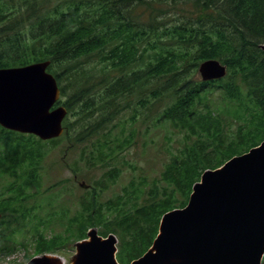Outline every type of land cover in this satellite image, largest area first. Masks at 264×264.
Masks as SVG:
<instances>
[{"label": "trees", "instance_id": "16d2710c", "mask_svg": "<svg viewBox=\"0 0 264 264\" xmlns=\"http://www.w3.org/2000/svg\"><path fill=\"white\" fill-rule=\"evenodd\" d=\"M262 42L264 0H0V68L50 60L48 70L61 87L69 116L65 134L51 141L68 138L71 147L89 143V166L115 164L87 189L90 197L82 198L65 238L82 239L89 227L102 224V234H119V257L128 263L152 245L162 215L188 203L204 170L259 144L264 139ZM209 58L227 64L224 78L197 76L199 64ZM219 93L240 102L229 112L245 120L229 140L213 97ZM154 112L158 121L186 131L180 154L170 158L146 197L139 198L133 180L117 199L101 204L105 183L120 175L116 155L133 143L126 124L114 134L118 118L132 113V121L147 124ZM28 136L4 142L0 136V170L13 177L0 210L22 212L24 220L35 217L25 194L38 178L21 160L43 156L41 144L35 146L43 141ZM10 151L27 157L16 159ZM4 193L5 188L0 197ZM41 223L39 218L34 226ZM51 239L46 249L63 240Z\"/></svg>", "mask_w": 264, "mask_h": 264}, {"label": "water", "instance_id": "95a60500", "mask_svg": "<svg viewBox=\"0 0 264 264\" xmlns=\"http://www.w3.org/2000/svg\"><path fill=\"white\" fill-rule=\"evenodd\" d=\"M264 49V42L260 45ZM50 60L0 68V124L43 139L60 136L68 113ZM204 80L222 78L227 65L211 58L199 66ZM260 145V146H259ZM222 166L207 169L185 207L166 212L150 249L130 264H261L264 255V140ZM1 217V213H0ZM117 236L97 228L76 243L72 264H121ZM26 264H64L55 254Z\"/></svg>", "mask_w": 264, "mask_h": 264}, {"label": "rangeland", "instance_id": "374dc122", "mask_svg": "<svg viewBox=\"0 0 264 264\" xmlns=\"http://www.w3.org/2000/svg\"><path fill=\"white\" fill-rule=\"evenodd\" d=\"M197 76L201 79L199 73ZM213 97L219 102L221 118L225 129H227L223 136L229 140L240 128V125L245 124L244 118L240 120L229 112L231 107L237 108L240 102L229 101L220 93L219 96ZM131 115L132 113L129 117L127 114L119 117V125L114 129L115 135L121 134L119 129L122 124H126L127 128H124V132L128 134L133 132V143L116 155V165L120 175L115 183H105L107 187L102 193L101 204L108 200L117 199L124 193V188L128 187L133 180L138 184L139 198L146 197L154 185L161 181V174L170 158L180 154V148L188 140L185 130L169 121H158L156 112L153 113L151 119L149 118L147 124L142 123L139 119L132 121ZM133 122L134 124H132ZM77 130L78 128H75L73 133H76ZM8 131L10 130L0 127V136L3 142L6 138L12 140L24 138L25 140L29 137ZM34 139L38 140V137L34 136ZM40 144L41 146L38 148L45 151V155L35 162L21 160L23 169L25 168L38 178L37 182L28 184L26 187L28 195L25 194L26 204L29 205L30 212L35 214V217L24 220L22 212H5V220L0 223V264H25L42 252L61 255L64 258V264H71L76 254L77 238L76 234L72 238L70 236L65 238L67 228L71 224L70 220L81 212L82 198L90 197L87 189L82 187L80 182L85 180L93 185L94 181L99 179L107 168L115 166L111 162L99 165L92 163V166H89L88 160L92 151L89 149V143L86 142L71 147L68 144V138H62L55 143L43 140ZM5 149L8 151L7 147ZM10 153L16 159L25 156L22 152L18 156L14 151H10ZM12 180V176L0 170L1 187L2 189L5 188L8 195L11 194V191L7 188L10 187ZM51 185L54 187L47 190ZM39 188V193L35 195ZM5 195L6 193L0 197V207H2V197ZM39 218L43 219L44 224L34 226ZM73 225L75 232L78 233L79 226ZM93 227L106 229L102 224L93 225ZM117 236L120 245L119 234ZM51 238L60 240L63 238V240L55 245L57 248L46 249L45 241ZM119 258L122 260L121 257Z\"/></svg>", "mask_w": 264, "mask_h": 264}]
</instances>
